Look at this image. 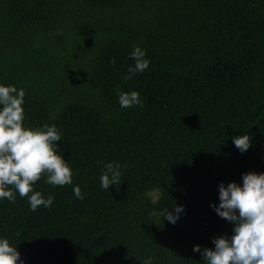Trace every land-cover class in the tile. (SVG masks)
I'll list each match as a JSON object with an SVG mask.
<instances>
[{
  "label": "trees",
  "instance_id": "obj_1",
  "mask_svg": "<svg viewBox=\"0 0 264 264\" xmlns=\"http://www.w3.org/2000/svg\"><path fill=\"white\" fill-rule=\"evenodd\" d=\"M134 45L150 63L125 81ZM0 84L24 90L26 128L56 126L72 170L33 185L50 208L0 199L24 264H205L193 246L233 229L210 207L218 185L264 172V0H0ZM117 87L143 106L121 108ZM109 162L121 183L106 191Z\"/></svg>",
  "mask_w": 264,
  "mask_h": 264
},
{
  "label": "clouds",
  "instance_id": "obj_2",
  "mask_svg": "<svg viewBox=\"0 0 264 264\" xmlns=\"http://www.w3.org/2000/svg\"><path fill=\"white\" fill-rule=\"evenodd\" d=\"M134 66H129L125 81L136 73L144 72L150 60L146 51L134 45L130 53ZM115 63V60L112 61ZM118 102L121 108L143 106L138 91L125 92L118 87ZM25 92L13 85L0 84V199L15 203L16 193L27 197L30 210L43 206L50 208L54 197L45 199L42 193L34 191L33 185L42 177L52 186L72 184V170L62 155L58 154L57 142L61 134L55 125L42 128L24 126ZM234 146L245 152L251 146L249 134L232 138ZM124 167H127L125 165ZM100 175L103 190L121 183V165L109 162L104 164ZM242 184L229 182L218 185L219 204L212 205L219 217L233 223L231 236H217L212 239L214 249L194 245L193 251L200 252L205 264H264V172L249 171L241 174ZM76 198L84 199L79 186L73 187ZM173 211L162 210L160 216L175 224L183 205H174ZM142 264H152L153 257L144 258ZM0 264H24L15 246L7 239H0Z\"/></svg>",
  "mask_w": 264,
  "mask_h": 264
}]
</instances>
